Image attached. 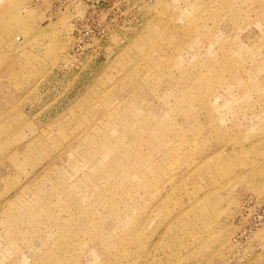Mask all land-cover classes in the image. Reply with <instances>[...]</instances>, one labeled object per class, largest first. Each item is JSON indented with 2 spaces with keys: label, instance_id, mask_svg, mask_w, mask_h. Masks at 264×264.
<instances>
[{
  "label": "rangeland",
  "instance_id": "1",
  "mask_svg": "<svg viewBox=\"0 0 264 264\" xmlns=\"http://www.w3.org/2000/svg\"><path fill=\"white\" fill-rule=\"evenodd\" d=\"M0 264H264V0H0Z\"/></svg>",
  "mask_w": 264,
  "mask_h": 264
}]
</instances>
